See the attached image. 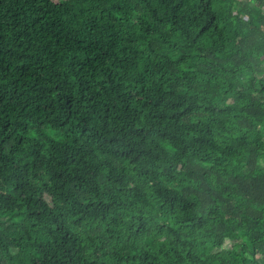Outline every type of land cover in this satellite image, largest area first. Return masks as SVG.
<instances>
[{"label":"trees","instance_id":"trees-1","mask_svg":"<svg viewBox=\"0 0 264 264\" xmlns=\"http://www.w3.org/2000/svg\"><path fill=\"white\" fill-rule=\"evenodd\" d=\"M258 2L0 0V264H264Z\"/></svg>","mask_w":264,"mask_h":264},{"label":"built area","instance_id":"built-area-1","mask_svg":"<svg viewBox=\"0 0 264 264\" xmlns=\"http://www.w3.org/2000/svg\"><path fill=\"white\" fill-rule=\"evenodd\" d=\"M258 7L261 10L262 14H264V0H259ZM247 16H245L246 18Z\"/></svg>","mask_w":264,"mask_h":264},{"label":"rangeland","instance_id":"rangeland-1","mask_svg":"<svg viewBox=\"0 0 264 264\" xmlns=\"http://www.w3.org/2000/svg\"><path fill=\"white\" fill-rule=\"evenodd\" d=\"M200 246L201 247H207V243L205 242V243H200ZM212 260V256L209 258V261H211Z\"/></svg>","mask_w":264,"mask_h":264}]
</instances>
